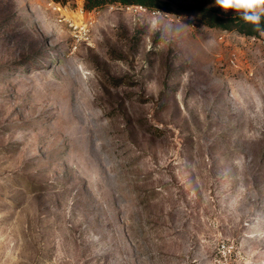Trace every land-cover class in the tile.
I'll return each mask as SVG.
<instances>
[{"label":"rangeland","instance_id":"374dc122","mask_svg":"<svg viewBox=\"0 0 264 264\" xmlns=\"http://www.w3.org/2000/svg\"><path fill=\"white\" fill-rule=\"evenodd\" d=\"M162 1L0 0V264H264V33Z\"/></svg>","mask_w":264,"mask_h":264},{"label":"trees","instance_id":"16d2710c","mask_svg":"<svg viewBox=\"0 0 264 264\" xmlns=\"http://www.w3.org/2000/svg\"><path fill=\"white\" fill-rule=\"evenodd\" d=\"M60 4H65L72 0H53ZM109 0H84L83 8L90 10L92 8L99 7ZM124 4H140L148 9H158L168 12L163 6L165 2L162 0H122ZM199 13L203 17V22L207 25H218L222 29H234L237 32L245 35H257L260 31H257L251 24L245 23L241 20L238 13L224 14L219 13L217 10L207 6H197ZM175 15H180L176 14ZM262 27H264V21H262Z\"/></svg>","mask_w":264,"mask_h":264},{"label":"clouds","instance_id":"9594fccd","mask_svg":"<svg viewBox=\"0 0 264 264\" xmlns=\"http://www.w3.org/2000/svg\"><path fill=\"white\" fill-rule=\"evenodd\" d=\"M215 3L223 10H234L241 20L264 33V0H215Z\"/></svg>","mask_w":264,"mask_h":264},{"label":"built area","instance_id":"2783aa9c","mask_svg":"<svg viewBox=\"0 0 264 264\" xmlns=\"http://www.w3.org/2000/svg\"><path fill=\"white\" fill-rule=\"evenodd\" d=\"M133 6H134V9L139 10V11H145L146 10V7H144V6L140 5V4L132 5V7ZM150 12L153 15H160L161 14V12L159 10H155V9H152ZM163 15L167 16V13H164ZM73 27L77 28L79 30H83L84 29V25L81 26L80 24L79 25H73Z\"/></svg>","mask_w":264,"mask_h":264},{"label":"bare ground","instance_id":"6f19581e","mask_svg":"<svg viewBox=\"0 0 264 264\" xmlns=\"http://www.w3.org/2000/svg\"><path fill=\"white\" fill-rule=\"evenodd\" d=\"M61 194V193H60Z\"/></svg>","mask_w":264,"mask_h":264}]
</instances>
